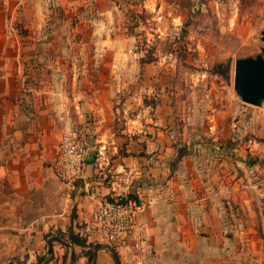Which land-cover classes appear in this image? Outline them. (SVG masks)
I'll return each instance as SVG.
<instances>
[{
    "label": "crops",
    "instance_id": "1",
    "mask_svg": "<svg viewBox=\"0 0 264 264\" xmlns=\"http://www.w3.org/2000/svg\"><path fill=\"white\" fill-rule=\"evenodd\" d=\"M54 1L58 0H0V264H11L14 259L22 263L25 258L26 264H37V257L47 252L46 241L53 239V250V245L61 247L54 241L56 233L70 226L88 245L102 247L96 252L95 264H114L108 246L95 240L91 225L94 209L110 190L108 184L103 186L93 164L72 185L59 182L51 170L60 139L69 131L83 136L93 151L105 147L111 172L116 176L129 173L137 182L135 191L144 206L137 215L146 250L141 264H229L232 248L237 249L235 254H244L238 253L243 242L251 248L254 261L264 264L262 203L245 199L243 194L233 199L230 188L204 184L196 157L183 156L173 164L174 138L159 132L156 122L123 117L140 128L136 126L129 138L126 131L117 135L119 109L115 104L119 103L114 100L119 89H86L83 66L70 68L66 76L63 61H86L92 56L87 52L88 41L97 47L94 55H101L107 40L101 28L107 23L93 33L97 36L94 42L72 43L76 45L72 52L67 45L72 40L45 32L63 28L50 21ZM35 61L61 63L65 69L58 77L75 78L73 89L62 84L23 89L24 63ZM121 109L125 112L126 106ZM226 204L230 210L235 208L229 217L223 213L228 211ZM130 245L115 247L121 264L135 260L127 249ZM60 250L59 258L53 251L58 258L55 263L43 264H63L65 253ZM86 262L80 255L79 264Z\"/></svg>",
    "mask_w": 264,
    "mask_h": 264
},
{
    "label": "rangeland",
    "instance_id": "2",
    "mask_svg": "<svg viewBox=\"0 0 264 264\" xmlns=\"http://www.w3.org/2000/svg\"><path fill=\"white\" fill-rule=\"evenodd\" d=\"M53 5L50 21L63 28L45 32L72 40L67 42L72 52L76 47L72 43L94 42L93 33L107 23L101 28L107 40L100 56L94 55L97 47L88 41L92 56L62 65L66 76L70 68L83 66L86 89H119L114 100L119 103L115 104L117 135L126 131L129 138L136 126L140 128L128 119L156 122L159 132L173 136L174 145L187 146L196 157L204 184L215 189L226 186L233 199L243 194L264 207V102L260 107L244 104L233 87L234 61L260 55L264 48V0H58ZM145 57L152 61L140 65ZM227 60L231 62L228 80L213 71L215 64ZM24 64L23 89L74 87L75 78L58 77L65 69L61 63ZM50 73L53 76L48 77ZM234 211L232 206L223 213L229 217ZM56 238L62 245H53V251L59 258L64 249L63 264H79V257L76 262L72 258L80 255V249H70L66 239ZM235 251L232 248L227 256L229 264H257L244 242L238 250L244 254ZM58 258L46 256L53 263ZM13 262L21 264L17 259Z\"/></svg>",
    "mask_w": 264,
    "mask_h": 264
},
{
    "label": "built area",
    "instance_id": "3",
    "mask_svg": "<svg viewBox=\"0 0 264 264\" xmlns=\"http://www.w3.org/2000/svg\"><path fill=\"white\" fill-rule=\"evenodd\" d=\"M95 157L94 168L98 177L103 181L108 179L110 190L98 202L91 216V225L95 230V240L110 248L119 247L126 242L133 255V262L141 264L146 250L140 240L141 225L137 222V215L144 206L139 200L129 197L133 183L131 174L114 175L110 169V159L103 146L94 151L90 149L83 136L69 131L60 139L58 150L51 163V170L55 178L65 184L72 185L83 179L87 157Z\"/></svg>",
    "mask_w": 264,
    "mask_h": 264
},
{
    "label": "trees",
    "instance_id": "4",
    "mask_svg": "<svg viewBox=\"0 0 264 264\" xmlns=\"http://www.w3.org/2000/svg\"><path fill=\"white\" fill-rule=\"evenodd\" d=\"M151 61L152 60L145 57V58H141L139 63L140 65H144L146 63H150ZM213 71L216 75L221 76L228 80V78L231 75V62L229 60L218 62L217 64L214 65ZM174 146H175V151H176V157L173 161V164L174 163L176 164L177 162H179L183 156L191 155L190 150L187 148V146L185 145L180 146L179 144L178 145L175 144ZM136 184L137 182L133 181L131 188H130L129 197L135 200H139L138 194L135 191ZM226 208L230 209L231 205L226 204ZM71 217L74 218V214H72ZM56 237H59V239L60 238L66 239L69 247L79 248L80 249L79 254L87 258L86 264H95L96 252L97 250L102 248L100 245H95V246L88 245L86 238L82 237L79 234L74 233L73 228L71 226L68 227L65 232L58 231L56 233ZM55 238H54V241L57 240V238L56 239ZM52 241L53 239L47 241V252L44 255V257H37L36 259L37 264L48 262V260L46 259V256H51L53 254ZM107 252L110 255L111 259L113 260L114 264H121L120 257L115 248L108 247ZM80 255L73 254L72 261L76 262ZM26 259L27 258H25L21 264H26Z\"/></svg>",
    "mask_w": 264,
    "mask_h": 264
},
{
    "label": "water",
    "instance_id": "5",
    "mask_svg": "<svg viewBox=\"0 0 264 264\" xmlns=\"http://www.w3.org/2000/svg\"><path fill=\"white\" fill-rule=\"evenodd\" d=\"M264 42V28L261 32ZM233 87L241 102L250 106L260 107L264 102V48L255 57L239 58L233 65ZM95 157L90 154L87 165L94 163Z\"/></svg>",
    "mask_w": 264,
    "mask_h": 264
}]
</instances>
